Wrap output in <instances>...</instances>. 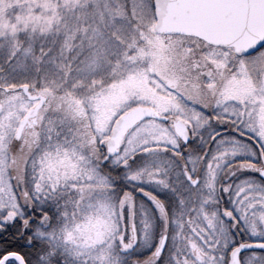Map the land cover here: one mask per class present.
<instances>
[{"label": "snow or ice", "instance_id": "1", "mask_svg": "<svg viewBox=\"0 0 264 264\" xmlns=\"http://www.w3.org/2000/svg\"><path fill=\"white\" fill-rule=\"evenodd\" d=\"M0 264H264V0H0Z\"/></svg>", "mask_w": 264, "mask_h": 264}]
</instances>
